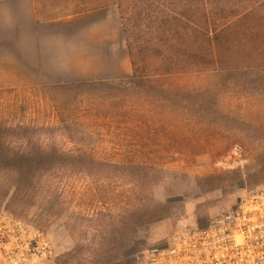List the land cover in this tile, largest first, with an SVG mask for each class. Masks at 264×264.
Here are the masks:
<instances>
[{
	"label": "rangeland",
	"instance_id": "374dc122",
	"mask_svg": "<svg viewBox=\"0 0 264 264\" xmlns=\"http://www.w3.org/2000/svg\"><path fill=\"white\" fill-rule=\"evenodd\" d=\"M212 2L181 4L197 12L229 7ZM256 15L264 17V5ZM177 81L201 88L215 78L187 74ZM38 87L0 89V214L41 231L53 247L54 264H135L181 227L207 225L244 190L264 183V171L255 173V160L264 153L263 92L244 93L232 111L227 136L242 141L240 151L221 157L198 152L191 162L178 154L146 175L112 149L114 132L82 118L88 106L101 102L96 91L89 95L80 86L63 94ZM35 145L58 154L27 168L19 159L30 157Z\"/></svg>",
	"mask_w": 264,
	"mask_h": 264
},
{
	"label": "trees",
	"instance_id": "16d2710c",
	"mask_svg": "<svg viewBox=\"0 0 264 264\" xmlns=\"http://www.w3.org/2000/svg\"><path fill=\"white\" fill-rule=\"evenodd\" d=\"M110 1L119 9L131 75L34 90L66 94L82 86L89 95L96 91L101 102L88 106L82 118L114 132L112 149L146 175L178 154L191 162L198 152L221 157L232 149L240 151L242 141L227 136L226 129L233 127L231 114L240 108L244 93H264V64L250 63L264 61V17L256 15L264 0H213L209 5H229L217 12L185 8L208 0ZM252 22L261 25L248 26ZM203 73L215 81L201 88L177 81L182 75ZM56 154L50 146L35 145L30 157L19 160L30 168ZM255 162V173L264 171V153Z\"/></svg>",
	"mask_w": 264,
	"mask_h": 264
},
{
	"label": "crops",
	"instance_id": "0c3cea01",
	"mask_svg": "<svg viewBox=\"0 0 264 264\" xmlns=\"http://www.w3.org/2000/svg\"><path fill=\"white\" fill-rule=\"evenodd\" d=\"M131 75L110 0H0V89Z\"/></svg>",
	"mask_w": 264,
	"mask_h": 264
},
{
	"label": "built area",
	"instance_id": "2783aa9c",
	"mask_svg": "<svg viewBox=\"0 0 264 264\" xmlns=\"http://www.w3.org/2000/svg\"><path fill=\"white\" fill-rule=\"evenodd\" d=\"M53 257L41 231L0 214V264H54ZM135 264H264V183L244 190L207 225L181 227Z\"/></svg>",
	"mask_w": 264,
	"mask_h": 264
}]
</instances>
